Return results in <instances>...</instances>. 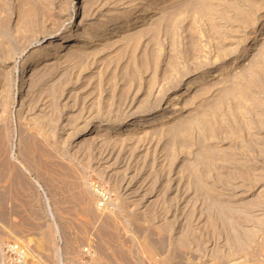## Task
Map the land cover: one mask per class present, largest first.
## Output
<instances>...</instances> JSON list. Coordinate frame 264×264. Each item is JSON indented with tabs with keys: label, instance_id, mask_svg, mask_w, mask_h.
I'll return each mask as SVG.
<instances>
[{
	"label": "rangeland",
	"instance_id": "obj_1",
	"mask_svg": "<svg viewBox=\"0 0 264 264\" xmlns=\"http://www.w3.org/2000/svg\"><path fill=\"white\" fill-rule=\"evenodd\" d=\"M111 1L0 0V264H264V0Z\"/></svg>",
	"mask_w": 264,
	"mask_h": 264
},
{
	"label": "bare ground",
	"instance_id": "obj_2",
	"mask_svg": "<svg viewBox=\"0 0 264 264\" xmlns=\"http://www.w3.org/2000/svg\"><path fill=\"white\" fill-rule=\"evenodd\" d=\"M85 1V0H84ZM87 1V0H86ZM95 1H98V0H95ZM104 1H106V0H104ZM109 0H107V2H108ZM89 2V1H88ZM91 2H92V0H91ZM100 2V1H99ZM111 2H115V1H111L110 0V2L109 3H111ZM120 2V1H119ZM90 3V2H89ZM93 3H95V2H93ZM92 3V4H93ZM97 3V2H96ZM101 3H102V5H105L104 3H103V1L102 2H100V6H101ZM154 3V2H153ZM116 4V3H115ZM107 5V4H106ZM123 5H124V3H123ZM120 6V5H119ZM151 6V5H150ZM151 7H153V8H156L155 6H154V4L151 6ZM94 8H96V7H94ZM94 8H93V10L91 11V13L94 11ZM114 11V10H113ZM153 12V10H151L149 7L147 8L146 7V9H145V11H144V14L143 15H140V18H137L136 20H134L132 23L130 22V23H123V24H119L120 22V19H115V20H112V21H110V25H113V26H115V27H117V26H120V27H122V26H127V27H129V30H134L135 28L137 29V30H139V31H141L140 30V28L141 27H143L142 25L145 23V22H148L147 20H150L151 18V13ZM109 13V12H108ZM72 14H73V11H71V13H70V15H69V17H68V20H67V22H70V20H71V18H72ZM88 14V13H87ZM87 14H86V16H87ZM127 14V13H126ZM129 14V13H128ZM91 14H89V16H90ZM119 15H121V14H119ZM125 16H128V15H125ZM124 16V17H125ZM130 16V15H129ZM128 16V17H129ZM110 18V17H109ZM111 20V19H110ZM100 21V20H99ZM126 22V21H125ZM90 24V23H89ZM93 24V23H92ZM115 24H118V25H115ZM102 25V24H101ZM109 25V26H110ZM90 27V26H89ZM106 27H107V24H106V26L104 25V26H101V27H99V28H97V30L96 31H98L99 33H97L95 30H94V34L92 35V36H90L88 39H87V41H86V43L85 44H83V45H81V48L83 49H85V48H88L89 46H91V45H94V44H97L98 43V40H103V35H107L108 33H110L109 31H106L107 29H106ZM119 27V28H120ZM108 28V27H107ZM112 29V28H111ZM127 30V29H126ZM113 31V30H112ZM252 34L248 37V41H247V47L240 53V55H239V57H238V59H236V62H235V65L237 64L238 65V63L240 64V62L242 61V64L250 57V56H252V55H254L255 54V51H256V49H257V46L259 45V41L261 40V38H262V35L264 34V24H262L260 27H258V28H256V29H254V30H252V32H251ZM112 34V33H111ZM131 34V33H130ZM53 35H54V37H56L59 41H60V43L58 42V43H56L57 44V47H55L54 48V50H52V51H48V52H45L44 53V55H42V56H40V57H34V58H32L31 59V64H29V65H27V67H25L24 69H23V72L22 73H25V75H27V74H29V72L30 71H32L33 72V70H35L36 68H37V65H39V64H44V63H46V62H44V60L45 61H48L49 59H51V58H53V57H58L59 55H61V57L65 54V53H68V52H71L72 53V51H74L75 49L72 47V40H73V38H70V34L69 33H67V34H57L56 35V33H53ZM128 35V34H127ZM102 36V37H101ZM124 37V36H123ZM132 37V36H131ZM106 38V37H105ZM125 38V37H124ZM129 38H130V36H129ZM56 40V39H55ZM108 41V40H107ZM107 43V42H106ZM108 44V43H107ZM106 44V45H107ZM48 44L45 42L44 44H43V46H47ZM104 45V44H103ZM102 45V46H103ZM27 46V45H26ZM52 47V46H51ZM77 48V47H76ZM105 48H106V46H105ZM89 49V48H88ZM78 50V49H77ZM76 50V51H77ZM87 50V49H86ZM79 51V50H78ZM80 51H85V50H80ZM63 53V54H60V53ZM87 53V52H86ZM98 53V52H97ZM100 53V52H99ZM102 53V52H101ZM70 54V53H69ZM71 55V54H70ZM75 55V54H74ZM50 57V58H49ZM67 57V56H66ZM69 59V58H68ZM66 60V59H65ZM68 64V63H67ZM60 65V64H59ZM58 67V66H57ZM64 67V66H63ZM228 67V66H227ZM227 67H225V68H227ZM58 69V68H57ZM37 70V69H36ZM226 71L227 70H229V69H225ZM224 71V70H223ZM226 71H224V72H226ZM207 75H211V73L210 72H207V74L205 73L204 75H201V77L199 78V81L201 82V81H204L205 80V76H207ZM199 82V83H200ZM198 85V84H197ZM175 106V105H174ZM95 117V116H94ZM97 118V117H96ZM149 122V121H148ZM148 122H146L145 123V125L144 126H146L147 124H148ZM140 123V122H139ZM144 123V122H143ZM120 127V126H119ZM117 130V129H116ZM143 131V128L141 127L140 129L139 128H137L135 131ZM128 139V138H127ZM126 139V140H127ZM107 158H108V156H107ZM130 183V182H129ZM138 183V182H137ZM137 185V184H136ZM141 187V186H140ZM139 187V188H140ZM223 187V186H222ZM227 188V187H226ZM130 190V189H129ZM137 190V189H136ZM139 190V189H138ZM223 190V189H222ZM221 191V190H220ZM130 192V191H129ZM132 192V191H131ZM136 193V192H135ZM149 193V192H148ZM225 194H227V193H225ZM133 196V195H132ZM234 196V195H233ZM254 214V213H253ZM250 215H252V214H249V218H251L250 217ZM248 217V216H247ZM241 219H242V217H240ZM250 220V219H249ZM251 221V220H250ZM247 222V221H246ZM252 222V221H251ZM238 263V262H237Z\"/></svg>",
	"mask_w": 264,
	"mask_h": 264
}]
</instances>
